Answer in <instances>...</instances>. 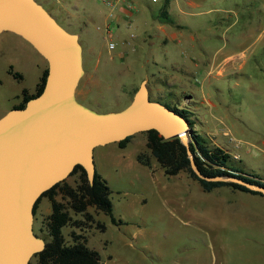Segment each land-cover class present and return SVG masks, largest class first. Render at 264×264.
<instances>
[{
    "label": "rangeland",
    "instance_id": "374dc122",
    "mask_svg": "<svg viewBox=\"0 0 264 264\" xmlns=\"http://www.w3.org/2000/svg\"><path fill=\"white\" fill-rule=\"evenodd\" d=\"M34 1L78 37V103L97 113L117 112L145 81L150 101L187 110L209 147L225 149L237 157L234 168L264 180V0H171L169 22L159 16L163 0H128L129 20L109 26L111 51L105 21L100 26L87 19L83 7L68 18L58 0ZM27 55L21 60L11 46L18 66L0 62V115L21 103L22 90L35 92L37 56ZM17 68L21 81L11 77ZM144 141L137 133L123 149L108 144L93 150L94 172L109 189L115 224L91 207L90 221L69 213L79 224L61 229L64 244H71L70 232L81 236L101 264H264V198L229 187L205 193L184 173L165 177ZM138 153L149 168L135 161ZM64 181L78 184L76 174ZM48 212L49 202L41 198L32 231L43 242Z\"/></svg>",
    "mask_w": 264,
    "mask_h": 264
},
{
    "label": "water",
    "instance_id": "95a60500",
    "mask_svg": "<svg viewBox=\"0 0 264 264\" xmlns=\"http://www.w3.org/2000/svg\"><path fill=\"white\" fill-rule=\"evenodd\" d=\"M12 33L45 61L39 95L0 118V264H27L44 248L32 231V207L39 196L79 166L89 185L92 152L137 133L153 130L163 140L178 138L196 178L237 184L264 196V188L236 177H206L188 151V121L150 101L141 81L117 112L97 113L75 99L83 75L81 47L34 0H0V33Z\"/></svg>",
    "mask_w": 264,
    "mask_h": 264
},
{
    "label": "trees",
    "instance_id": "16d2710c",
    "mask_svg": "<svg viewBox=\"0 0 264 264\" xmlns=\"http://www.w3.org/2000/svg\"><path fill=\"white\" fill-rule=\"evenodd\" d=\"M166 4L167 2L164 0L160 8L161 11L159 16L161 21L167 20L165 14ZM11 75L14 79L19 78L17 74ZM45 76L46 69L42 71L33 95H27L25 91H22L21 103L12 109L23 108L27 100L39 95L43 87ZM135 90L131 95H133ZM163 106L188 121L190 129L188 136V151L192 157L193 164L200 174L209 178L233 176L244 182L264 188V181L257 176L243 173L237 168H234L231 165V158L226 152L215 146L209 147L206 141L192 129L193 123L187 118L188 112L177 110L175 107H170L169 105ZM142 134L145 137L144 148L148 157L154 160L165 177H173L178 173H184L189 179L195 181L200 190L205 193L215 188L229 187L234 191L264 197L258 192L249 191L237 184L207 182L196 178L190 169L186 149L179 142L178 138L163 140L153 130L143 132ZM131 138L132 136L117 142L116 146L120 149L124 148ZM135 161L139 165L149 168L148 158L144 154L138 153L135 156ZM75 174L78 179V184L75 187H70L63 180L52 186L49 190L43 192L33 204V215L41 198H46L50 206V212L45 223V232L48 240L44 242L43 250L31 257L35 259V264H101L98 253L88 248L85 244V240L81 236L70 232L71 244L65 245L63 241L61 229L64 227H78L79 224L71 219L69 213L80 215L82 218L90 221L91 218L86 213V209L91 207L102 215L107 216L110 222L115 224L111 215V204L108 199L109 189L105 181L94 172L92 183L89 185L79 166H75L69 175ZM57 196L63 200V203L56 200ZM98 228L100 231L103 230L102 225H98ZM27 264H29V261Z\"/></svg>",
    "mask_w": 264,
    "mask_h": 264
},
{
    "label": "crops",
    "instance_id": "0c3cea01",
    "mask_svg": "<svg viewBox=\"0 0 264 264\" xmlns=\"http://www.w3.org/2000/svg\"><path fill=\"white\" fill-rule=\"evenodd\" d=\"M58 1H59L60 5H62V7H63L59 11H63L62 13H64L65 16L68 17V18H71L72 17L71 11H75L76 12V11H79L83 7L84 15L85 16H88L87 19H89V18L94 19L97 25L102 26L103 25V22L106 20L105 19V11H104V9L95 0H58ZM151 1H153V0H151ZM166 2H167L166 9H168V6L170 5L171 0H166ZM118 20H119V18H118ZM119 21H122V20L120 19ZM119 21H117V23ZM169 36L171 38H174L175 37L174 34H170ZM11 46H13L15 49H19L20 50V52H21V57L20 58L23 61L25 60V52L28 55L32 51H33V53H35V55L37 56V61L35 62V67L37 69L36 78H38V80H39L42 71L46 69V63H45V61L32 49V47L28 43H26L24 40H22L21 38H19L18 36L14 35L12 33H9V32H2V33H0V62L5 63V64H9L10 67L15 66V65L18 66L17 60L15 58H12L11 59V57H10V49H11ZM28 55H27V57H28ZM27 60H28V58H27ZM20 68H22V67L20 66ZM82 69H83V66H82ZM11 73L12 74H17L19 76V78H17V79H14L11 76L12 79H14V81H21V80H23V71H22V69L17 68L15 70V72H11ZM37 84H38V81L34 85V88L36 87ZM22 91H24V90H22ZM34 91H35V89H34ZM74 95H75V92H74ZM10 109H12V108H10ZM9 110L4 111L0 115V118L6 112H8ZM192 129H193V127H192ZM222 134L223 135H226L225 132L222 133ZM130 143H133V142H130ZM111 144H115L116 145V143H111ZM215 147H217V146H215ZM263 147H264V143H263ZM217 148H219V147H217ZM121 149H123V148H121ZM219 149H221V148H219ZM221 150L227 153V151H225V149H221ZM231 159L232 160H235V159H237V157L235 155H233ZM262 181H264V180H262ZM232 191H234V190H232ZM260 197H262V196H260ZM262 198H264V197H262ZM48 214H49V212H48Z\"/></svg>",
    "mask_w": 264,
    "mask_h": 264
},
{
    "label": "built area",
    "instance_id": "2783aa9c",
    "mask_svg": "<svg viewBox=\"0 0 264 264\" xmlns=\"http://www.w3.org/2000/svg\"><path fill=\"white\" fill-rule=\"evenodd\" d=\"M97 3L101 5V7L105 11V22L103 28L105 30V34L108 37L106 42L107 50L111 51L114 49L115 45L110 40V30L109 26L111 24H117L118 18L124 22L129 20L132 7L129 4L128 0H95ZM132 35H129V38H132Z\"/></svg>",
    "mask_w": 264,
    "mask_h": 264
},
{
    "label": "flooded vegetation",
    "instance_id": "af4514ba",
    "mask_svg": "<svg viewBox=\"0 0 264 264\" xmlns=\"http://www.w3.org/2000/svg\"><path fill=\"white\" fill-rule=\"evenodd\" d=\"M79 43V42H78ZM80 45V44H79ZM81 47V46H80ZM81 52H82V48H81ZM185 111V110H184ZM187 111V110H186Z\"/></svg>",
    "mask_w": 264,
    "mask_h": 264
}]
</instances>
